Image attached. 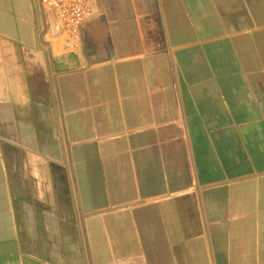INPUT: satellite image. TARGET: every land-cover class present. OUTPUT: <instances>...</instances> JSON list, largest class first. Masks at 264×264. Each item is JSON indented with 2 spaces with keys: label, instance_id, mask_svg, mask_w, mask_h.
I'll use <instances>...</instances> for the list:
<instances>
[{
  "label": "crops",
  "instance_id": "0c3cea01",
  "mask_svg": "<svg viewBox=\"0 0 264 264\" xmlns=\"http://www.w3.org/2000/svg\"><path fill=\"white\" fill-rule=\"evenodd\" d=\"M89 5L0 0V264H264V0Z\"/></svg>",
  "mask_w": 264,
  "mask_h": 264
},
{
  "label": "built area",
  "instance_id": "2783aa9c",
  "mask_svg": "<svg viewBox=\"0 0 264 264\" xmlns=\"http://www.w3.org/2000/svg\"><path fill=\"white\" fill-rule=\"evenodd\" d=\"M38 1L44 13L53 14L54 34L65 41L66 48L76 49L78 42L82 39L83 25L91 13L90 0ZM44 30L47 31V28Z\"/></svg>",
  "mask_w": 264,
  "mask_h": 264
}]
</instances>
